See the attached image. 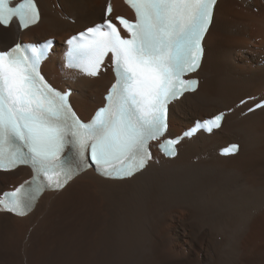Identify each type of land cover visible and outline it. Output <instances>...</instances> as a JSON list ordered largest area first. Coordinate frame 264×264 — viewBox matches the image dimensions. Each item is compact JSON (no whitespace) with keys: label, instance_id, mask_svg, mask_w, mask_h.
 Instances as JSON below:
<instances>
[{"label":"bare ground","instance_id":"obj_1","mask_svg":"<svg viewBox=\"0 0 264 264\" xmlns=\"http://www.w3.org/2000/svg\"><path fill=\"white\" fill-rule=\"evenodd\" d=\"M107 1L38 0L36 26L0 25L3 48L56 37L42 70L56 86L74 88L71 100L85 119L114 76L66 69L61 54L67 37L104 19ZM239 1H217L195 74L203 81L170 110L171 136L225 111L222 127L183 139L174 158L157 151L131 178L90 169L44 193L27 216L0 212V264H264V107L247 112L264 98V0ZM113 4L114 15L131 14L123 0ZM233 141L239 152L221 156ZM30 176L27 167L0 171V194Z\"/></svg>","mask_w":264,"mask_h":264},{"label":"snow or ice","instance_id":"obj_2","mask_svg":"<svg viewBox=\"0 0 264 264\" xmlns=\"http://www.w3.org/2000/svg\"><path fill=\"white\" fill-rule=\"evenodd\" d=\"M135 11V22L118 17L130 34L121 36L116 24L88 28L67 41L69 67L96 76L111 53L116 75L90 123L82 122L68 103V94L53 89L39 66L48 48L15 44L0 51V170L29 165L34 173L15 191L0 198V210L25 215L44 188L59 189L88 167L91 160L102 174L123 179L141 171L150 159L148 142L167 128V105L197 81L186 74L200 67L202 40L212 21L217 0H125ZM108 4L106 16L111 15ZM40 18L35 0H0V25L16 20L20 28ZM222 114L203 121L195 131L220 126ZM194 132L185 133V135ZM167 141L166 155H175ZM68 154H65V152ZM235 146L225 150L229 154Z\"/></svg>","mask_w":264,"mask_h":264},{"label":"rangeland","instance_id":"obj_3","mask_svg":"<svg viewBox=\"0 0 264 264\" xmlns=\"http://www.w3.org/2000/svg\"><path fill=\"white\" fill-rule=\"evenodd\" d=\"M239 2H241V0L239 1ZM243 8H249V12H254V13H259L258 12V7H255L254 9H252L251 7H248L245 3H243ZM69 17H71V16H67V19L69 20V21H71V22H73V19H75V18H73V17H71V18H73V19H69ZM256 49H257V47H254V50L256 51ZM243 63V62H242ZM201 251H203V249L201 250ZM187 252H188V250H187ZM203 253H200V255H202ZM189 256V255H188ZM191 259H194V258H192L191 257Z\"/></svg>","mask_w":264,"mask_h":264}]
</instances>
